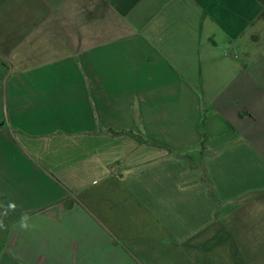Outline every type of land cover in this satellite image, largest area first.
I'll list each match as a JSON object with an SVG mask.
<instances>
[{
  "label": "crops",
  "instance_id": "0c3cea01",
  "mask_svg": "<svg viewBox=\"0 0 264 264\" xmlns=\"http://www.w3.org/2000/svg\"><path fill=\"white\" fill-rule=\"evenodd\" d=\"M0 61V264H264V0H0Z\"/></svg>",
  "mask_w": 264,
  "mask_h": 264
},
{
  "label": "rangeland",
  "instance_id": "374dc122",
  "mask_svg": "<svg viewBox=\"0 0 264 264\" xmlns=\"http://www.w3.org/2000/svg\"><path fill=\"white\" fill-rule=\"evenodd\" d=\"M206 44H209V43H204V45ZM231 52H233L231 47L228 48V47H225L223 44H221V47L218 48V50L214 52V55L211 61L220 62L222 61V57L224 56V54L226 53L231 54ZM237 53L238 52H236V55ZM0 62H1L0 63L1 66L4 67L3 62L2 61ZM202 69L203 71L205 70V74H206L207 66L205 65V61L203 63V66L201 65L198 67V71L200 75H201ZM232 74L233 75H231V73L228 72L227 76L223 77L224 80H228L231 76L235 75V73L233 72ZM253 125H254V128L258 131L262 129V125L260 121L253 123ZM207 245L208 247H205V252L201 253L203 257V264H212V263L213 264H244L243 259L239 255L238 250L236 249V245L234 241L227 238L225 234H223V238H221L218 244L209 243Z\"/></svg>",
  "mask_w": 264,
  "mask_h": 264
},
{
  "label": "trees",
  "instance_id": "16d2710c",
  "mask_svg": "<svg viewBox=\"0 0 264 264\" xmlns=\"http://www.w3.org/2000/svg\"><path fill=\"white\" fill-rule=\"evenodd\" d=\"M205 118H206V113L204 114L203 120L201 122L202 128L204 127ZM99 131L104 132V133H108L111 135H119V134L127 133V134L131 135L132 137H134L135 139H137L140 143L149 142V140H147L143 135L138 134L132 130L117 131V130H113V129H108V130L100 129ZM204 138H206V135H204Z\"/></svg>",
  "mask_w": 264,
  "mask_h": 264
}]
</instances>
